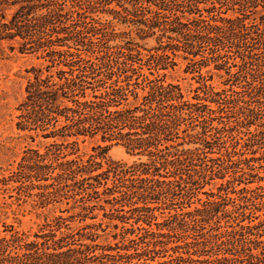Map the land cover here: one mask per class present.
I'll return each instance as SVG.
<instances>
[{"label":"trees","instance_id":"16d2710c","mask_svg":"<svg viewBox=\"0 0 264 264\" xmlns=\"http://www.w3.org/2000/svg\"><path fill=\"white\" fill-rule=\"evenodd\" d=\"M146 38L156 46L143 49ZM3 42L49 63L27 79L18 127L32 122L52 142L28 149L27 175L0 185L38 189V208L65 199L76 211L45 221L40 243L0 236V264H264V0H0ZM176 57L199 77L191 99L165 80ZM209 67L224 88L207 84ZM97 135L99 152L76 156ZM113 144L138 160L105 159ZM212 182L216 192L197 198ZM99 210L110 224L147 227L112 224L117 243L88 244L105 232L88 223Z\"/></svg>","mask_w":264,"mask_h":264},{"label":"rangeland","instance_id":"374dc122","mask_svg":"<svg viewBox=\"0 0 264 264\" xmlns=\"http://www.w3.org/2000/svg\"><path fill=\"white\" fill-rule=\"evenodd\" d=\"M133 36L135 37V35ZM136 41L143 49L149 50L156 46L154 38H146L143 41ZM11 45L14 46V50L9 49ZM142 53H145V51L142 50ZM175 61L178 64V67H176L174 71H167L165 80L167 82L173 81L179 83L184 90L186 98L191 99L195 94L193 91L195 88L199 87V84L197 83L199 77H197V74L184 73L186 61H183L180 57H176ZM48 64V61L43 59L38 53H20L19 45L15 42L2 43L0 50V180L3 178L11 179V176L13 175H16L19 178L25 177L27 175L26 171L18 173V165L22 163V157H24L25 152L28 149H38L40 153H43L45 151L44 146L52 142V139L42 138L41 131L37 130V127L34 126L32 122L31 125L28 124L27 128L24 130L19 129L18 127V123L26 120V118L22 119L20 116L24 113L21 104L27 101V92L25 90L27 79L33 76L32 69H44ZM56 70L57 69L54 68L51 71L54 72ZM208 71L211 72L207 73ZM200 72L202 76H206L207 79L208 76L212 75V80H208L207 84H211L216 89L224 88L221 84L222 80L225 78L223 73L215 72L211 67L202 68ZM220 75H223V78L219 77ZM212 107L215 106L212 105ZM36 112L37 111L31 113L29 117L32 119L36 117ZM253 129L254 128H251V130ZM98 145H105L100 141V135H97L94 139H87L84 143L79 142V151L76 153V156H81L86 160L89 155L97 154L99 152H94L92 149ZM260 155H262V151L256 153L255 156L258 157ZM248 156L250 155L247 154L246 157ZM73 157L74 156H70L68 158L70 159ZM138 158L139 156H131L127 154L126 150L117 144L111 145L105 154V159L107 160L113 162H126L128 164L137 161ZM105 159H97V161L102 163L103 169L106 168ZM259 172L261 176H264V170L261 169ZM22 181L24 180L22 179ZM215 182L219 181L216 180ZM215 182H212L210 185H205L197 198L205 200L206 196L203 193H215L216 189L213 186ZM9 183L8 186L0 185V236L10 237V235L18 232L26 243H40L42 242V239L36 238V235H41L46 232H43L41 229L45 221L50 220L54 215L68 217L76 211L71 208L72 201L65 199H62V201L56 200L57 202L48 204L45 208H38V198L34 196V194L38 192V189L29 190L27 186L14 189V187L19 184L12 182ZM28 183L29 182H25L24 184L29 185ZM33 183L37 185L36 182L33 181ZM260 184L264 185V182H260ZM255 185L256 184H253L252 186ZM238 188L239 187H236V189ZM100 190H102V188ZM29 192L32 193V195H28ZM194 206L195 205H193V207ZM105 209L106 213L111 214L110 206H106ZM94 213L97 218L94 221H88V223L98 224L103 222V229H105V232L98 230L100 238L97 239L95 243L84 241L88 244L112 246L117 243L119 238L114 240L112 235L119 233L120 230H114L111 226L112 224H118L119 227L125 226L126 228L134 229L137 227H147L142 222L135 224L133 219H129L127 224H121L118 220H113L110 224L106 218H103V211L99 210ZM257 214L261 215L262 213ZM120 215H122V213H112V217H119ZM126 215L129 216L128 214ZM152 215L154 218L151 220V228L156 230L155 224H163L164 220L169 216V213H167V210H163L156 211L155 213H152ZM220 222L221 227L226 226V229H228L229 224L226 223V221L222 220ZM256 222L257 221L254 223ZM244 224H247V222H244ZM224 230L225 228H222L220 231L224 232ZM204 231L211 234L215 233L213 230H210L209 226H206ZM127 238L130 239L133 237L127 235ZM262 239H264V236ZM187 241L190 242L191 239H188ZM100 251L101 250H97V254L100 253ZM184 257L186 256L184 255ZM26 258L30 259V256ZM193 258L195 257L193 256ZM202 259H204V257H202ZM158 261L161 260L159 259ZM88 264H99V262L98 260L91 259Z\"/></svg>","mask_w":264,"mask_h":264}]
</instances>
